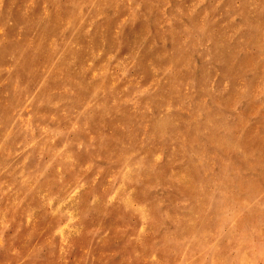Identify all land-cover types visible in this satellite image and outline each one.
Returning <instances> with one entry per match:
<instances>
[{"label":"rangeland","instance_id":"obj_1","mask_svg":"<svg viewBox=\"0 0 264 264\" xmlns=\"http://www.w3.org/2000/svg\"><path fill=\"white\" fill-rule=\"evenodd\" d=\"M137 6L113 61L109 0L0 2V264H264V0ZM69 93L71 115L52 107ZM136 137L139 159L122 148ZM97 159L119 165L103 190L119 183L82 210L79 235L25 232L34 194Z\"/></svg>","mask_w":264,"mask_h":264},{"label":"clouds","instance_id":"obj_2","mask_svg":"<svg viewBox=\"0 0 264 264\" xmlns=\"http://www.w3.org/2000/svg\"><path fill=\"white\" fill-rule=\"evenodd\" d=\"M2 2V0H0ZM52 3H55V0H52ZM144 0H109V4L112 7H115L113 16L116 17V23L112 28L111 39L116 42L118 45V51H116L113 56V61L117 57H122L127 54L131 48L125 49L124 38L125 32L129 24L133 28L137 27V22L139 21L141 15L145 11L144 7H138L137 5H142ZM131 6L134 11V15H130L128 7ZM146 19V18H145ZM90 34L93 32L92 29H89ZM141 38L144 40L143 47L152 45L153 34L149 36H143V33H139L137 30L132 34L131 39L140 41ZM107 41L104 38L100 39V45L106 49ZM156 45V44H155ZM154 48V47H153ZM148 57L144 58L145 66L147 68ZM131 75L129 70H125L122 73L123 77ZM150 78V73L147 71L146 75L143 77V82L147 83ZM159 84L160 91L156 92L154 89L152 93L154 96H162L161 85ZM226 86V85H225ZM153 94L149 93V89H144L143 92H138L139 96L144 97L145 99L152 100ZM74 100V97L71 93L68 94L67 100H61L58 103L52 105V107L60 109L63 105L65 108L69 109L67 115H71V105ZM76 129L69 128L67 131L72 132ZM146 141H142L141 138L136 137L131 140H126L123 148V153H130L134 155V158L139 159V154L146 151ZM118 149L121 148L120 145L117 146ZM149 160L154 164L161 165L165 162V154L160 153L153 149L152 155H149ZM83 163V161H82ZM119 165L111 164L108 165L104 160L97 159L94 164L86 165L87 171L84 168H80L72 173L58 172L52 176L51 183L52 186L48 190H40L34 194L35 199V209L32 211V208L25 209L24 211L28 213L30 219L25 223L21 219V227L25 232L29 230L39 231L40 229H45L43 235L48 236L52 233L54 228L59 227L60 225L65 226V234L70 238L75 239L79 233L75 230L78 229L81 225V219L83 217V209L86 206L99 205L103 204L108 200V197L112 194L113 190L116 187L117 181L115 184L110 181L107 182L108 186L107 191H104L103 188L106 186V178L109 176V168H116ZM95 174V176L93 175ZM103 178V180H102ZM137 178L136 170L133 169L132 172L128 173L125 183L129 186H133L131 181ZM121 193L118 196L113 198V201H108L112 204V209H116L119 205L121 199ZM62 202V203H61ZM91 202V203H89ZM66 210H70L73 216L72 221L69 223ZM84 221V226L91 227L88 223ZM0 227L8 228L9 225L4 223V217L0 214ZM71 229V231L69 230ZM5 246V236L2 231H0V247Z\"/></svg>","mask_w":264,"mask_h":264}]
</instances>
